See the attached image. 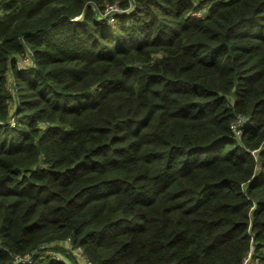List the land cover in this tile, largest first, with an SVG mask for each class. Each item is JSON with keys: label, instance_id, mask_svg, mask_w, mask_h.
<instances>
[{"label": "trees", "instance_id": "16d2710c", "mask_svg": "<svg viewBox=\"0 0 264 264\" xmlns=\"http://www.w3.org/2000/svg\"><path fill=\"white\" fill-rule=\"evenodd\" d=\"M250 244L264 0H0V264H241Z\"/></svg>", "mask_w": 264, "mask_h": 264}, {"label": "built area", "instance_id": "2783aa9c", "mask_svg": "<svg viewBox=\"0 0 264 264\" xmlns=\"http://www.w3.org/2000/svg\"><path fill=\"white\" fill-rule=\"evenodd\" d=\"M109 7L111 8L112 6ZM74 253L81 259V264H91V262L85 257L81 247H76ZM241 264H264V246L261 247L260 253L256 254L254 251V245L250 244L247 254L243 257Z\"/></svg>", "mask_w": 264, "mask_h": 264}, {"label": "rangeland", "instance_id": "374dc122", "mask_svg": "<svg viewBox=\"0 0 264 264\" xmlns=\"http://www.w3.org/2000/svg\"><path fill=\"white\" fill-rule=\"evenodd\" d=\"M56 254H57L58 257H59V256H60V257L62 256V255H61L60 253H58V252H57ZM77 258H78V257H77ZM78 260L81 261L80 258H78Z\"/></svg>", "mask_w": 264, "mask_h": 264}]
</instances>
